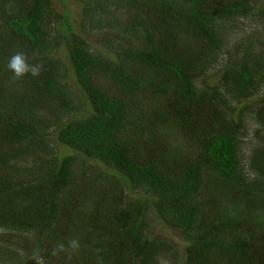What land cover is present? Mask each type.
<instances>
[{
    "label": "trees",
    "instance_id": "trees-1",
    "mask_svg": "<svg viewBox=\"0 0 264 264\" xmlns=\"http://www.w3.org/2000/svg\"><path fill=\"white\" fill-rule=\"evenodd\" d=\"M75 1L77 28L51 0H0V228L33 264H264V147L241 162L247 114L264 132V0ZM236 17L258 26L229 53ZM15 52L41 75L13 81Z\"/></svg>",
    "mask_w": 264,
    "mask_h": 264
},
{
    "label": "rangeland",
    "instance_id": "rangeland-1",
    "mask_svg": "<svg viewBox=\"0 0 264 264\" xmlns=\"http://www.w3.org/2000/svg\"><path fill=\"white\" fill-rule=\"evenodd\" d=\"M55 9L57 11H62L63 9L67 8L72 16V21L74 22L76 28L78 27L77 23L80 17V4L75 0H51ZM257 27V22L253 19V17L247 18H232L231 20H227L223 23V27L221 28V33L224 40V51L228 50L229 53L233 52L237 47V45L243 42V39L246 35H249L252 31L253 27ZM90 42L93 45H97V39L94 35H91L89 38ZM257 41H254L253 44H256ZM256 47V45H255ZM227 52V51H226ZM60 54L63 53V49L60 48ZM228 53V54H229ZM230 56V54H229ZM227 54H222L220 57V64H224L228 61ZM222 65L214 66L210 68L209 74L206 76L207 81L210 84L217 83L221 73H222ZM71 82V81H70ZM255 99L252 97V100ZM251 100V99H250ZM247 134L243 137L241 141V162L242 164L246 165L247 167L249 159L251 155L256 151L258 147H264V132L259 127L258 123L251 118L250 114H247ZM64 150H67L64 148ZM99 164L98 162H96ZM244 167V168H245ZM247 170V168H245ZM129 198L134 197V193L128 191L127 192ZM149 219V229L148 232L151 235L162 237L168 241H170L173 246L178 250V252L182 255L183 248H184V240L179 233V231L175 230L171 226L167 225L162 219H160L157 215H155L152 211H149L147 214ZM26 239V240H25ZM29 239V235L26 233L17 234L16 231H12L9 229L0 228V244L4 246L12 247L15 251V258H3L0 261V264H33L30 260L33 258L31 255L34 252L33 246L31 245V240ZM24 240L23 247L19 245L17 241ZM169 253H161L159 254L158 261L161 264H170L172 261L171 255Z\"/></svg>",
    "mask_w": 264,
    "mask_h": 264
},
{
    "label": "clouds",
    "instance_id": "clouds-1",
    "mask_svg": "<svg viewBox=\"0 0 264 264\" xmlns=\"http://www.w3.org/2000/svg\"><path fill=\"white\" fill-rule=\"evenodd\" d=\"M34 57L39 56V52L33 53ZM7 68L13 73L12 80L21 79L25 76L39 77L44 69L43 63H29V57L24 52H15L9 57ZM81 243L78 239H69L67 244L61 242L52 250L51 255L58 256L60 253H69L68 258L71 259V253H78Z\"/></svg>",
    "mask_w": 264,
    "mask_h": 264
}]
</instances>
